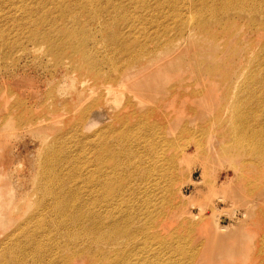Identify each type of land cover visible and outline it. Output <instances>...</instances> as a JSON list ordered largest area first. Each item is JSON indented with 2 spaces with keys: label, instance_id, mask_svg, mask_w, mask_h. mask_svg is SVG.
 Instances as JSON below:
<instances>
[{
  "label": "rangeland",
  "instance_id": "obj_1",
  "mask_svg": "<svg viewBox=\"0 0 264 264\" xmlns=\"http://www.w3.org/2000/svg\"><path fill=\"white\" fill-rule=\"evenodd\" d=\"M212 2L218 6L226 4V0L206 3L217 6ZM186 3V0H0V193L3 199H7L11 190L9 216L17 212V216L11 215L0 228L3 248L6 242H11L10 238L18 236L15 225L37 209L36 201L41 197V186L45 182V176L39 171L47 169L48 164H58V167L64 164H59L55 153H50L47 158L49 153L42 149L51 144L53 150L55 146L59 147V153L64 148L70 158L73 151L75 157H84L85 145L74 136L55 144V140L72 130L74 116L98 99H102L108 115H122L127 112L125 106L135 102L134 96L137 95L146 101V107L151 103L154 106L148 122L161 120L164 130L169 132L166 138L183 135L179 143L185 147L181 153L175 148L168 150V154L183 155L180 161L178 158L174 170L175 181L167 186V193L174 199L175 207H172L179 216L176 220L163 218L167 228L160 232L166 236L181 225L177 228L179 236H166L167 244L151 237L147 246L140 238L142 245L134 250L130 260L145 264L148 255L173 260L172 264H183L188 247L200 245V259L205 264H264V155L258 156L251 151L254 144L250 149L244 147L234 155L222 156L211 155L204 148L205 144H214L218 139L215 131L219 122L213 123V116L223 114L237 97L246 95L247 78L263 73L260 71L264 70V58H259V53L264 45V25L261 23H264V11L257 14L246 8H233L221 14L205 11V16L198 18L192 14L194 5L188 8ZM175 6L182 7L183 14H173ZM205 17L207 23L201 24ZM253 19L254 24L250 25L249 20ZM178 22L182 23L180 31L176 27ZM38 23L43 26L35 29ZM227 27L229 31L224 37L211 40L215 45L220 42V46L210 47L213 44H209L206 35L211 37V31ZM106 28L116 29L117 39L113 47L99 35L98 30L102 29L104 35ZM64 30L70 34L63 33ZM43 32L49 33L50 37L41 43L37 36ZM34 37L36 40L31 39ZM51 38L52 48L48 42ZM172 39L175 40L169 49H161L165 52L164 60L167 58L171 65H166L167 71L163 66L157 76L165 88L187 86L184 88L186 92L191 89L199 91L201 95L196 100L200 103V112L196 103H180L178 96L157 109L165 95L168 97L169 90L158 86L148 95H138L120 86L117 83L118 69L113 71L110 68L112 62L126 54L123 47L132 46L133 54L142 55L144 51L160 48ZM121 42L127 45L121 47ZM79 45H85L86 58L74 54L73 47ZM90 58L98 59L97 64L88 65ZM227 60L234 66H226ZM218 65L223 67L208 71ZM96 71L98 76L107 72L112 79L117 78L103 85L93 84L91 75ZM263 99L264 92L258 94V100ZM8 111L10 121L3 124L2 118ZM175 114L181 118L175 119ZM191 114L192 117L201 115L187 123L186 129L193 133L197 132L200 123L209 122V132L200 136L199 144L183 132L182 125ZM109 122L115 123L111 116L101 125ZM228 138L224 137L225 140ZM76 146L78 153L75 152ZM133 160L143 166V157ZM244 168L246 171L242 170ZM242 188L249 202L243 200ZM184 194L187 197H183ZM233 194L240 197L236 206L231 203L230 195L234 198ZM205 196L208 198L204 199ZM219 197L225 200V205L221 204L216 211L215 201ZM186 208L193 214H186ZM168 209L163 207L164 212ZM181 210L184 211L182 214ZM235 210L248 213L238 218ZM204 217L207 220H203ZM183 218L190 222L183 223ZM213 219L227 224L226 229L220 231ZM211 234L217 235L215 246L209 245ZM187 239V244L182 243ZM179 245L181 255H176L175 249ZM148 246L154 251L147 252ZM75 264L85 263L78 258Z\"/></svg>",
  "mask_w": 264,
  "mask_h": 264
},
{
  "label": "bare ground",
  "instance_id": "obj_2",
  "mask_svg": "<svg viewBox=\"0 0 264 264\" xmlns=\"http://www.w3.org/2000/svg\"><path fill=\"white\" fill-rule=\"evenodd\" d=\"M186 1L188 8L194 5L192 14L198 18L204 17L205 11L212 14L220 12L221 14L223 11L233 8H246L249 12L257 14L264 11V0H226L224 6H218L212 2L211 4L217 5L214 7L206 3L211 0H198L196 3L194 0ZM173 11V14H183L180 6H175ZM201 20L198 22L205 24L208 18L205 17ZM178 23L176 27L180 31L182 23ZM261 23L264 25L263 22ZM249 24H254V19L253 21L249 20ZM41 26L43 24L38 23L35 29ZM105 31L106 33L103 35V30H98L100 37L109 41V45L113 47L117 39L116 29L106 28ZM228 31V27L219 31H211V37L206 35L208 39L205 38L210 41L209 44H213L212 39L218 40L217 36L224 37ZM63 33L70 34L65 30ZM37 37L42 43L49 39L50 34L43 32ZM31 39L36 40L35 37ZM173 40L175 39L169 40L164 46L149 50L147 53L144 51L142 55L138 52L133 54L135 53L132 51L133 47H123L127 44L121 42L122 50L126 54L112 62L110 68L113 71L118 69L117 83L120 86L131 89L138 95H148L158 86L169 90L168 97L165 95L162 100V105L155 106L157 109L163 108L166 105L164 102L178 96L180 103L183 101L196 103L198 112H200V103L196 100L201 95L199 91L191 89L186 92L187 86L180 89L174 85L165 88L162 79L157 76L163 66L171 65L167 58L164 60L165 54L163 53L172 46ZM48 42L51 43V48L54 47L52 38ZM219 46L220 42L210 47L218 48ZM84 47L85 45L73 47L74 54L86 58L87 51ZM163 48L164 51L161 52ZM259 58H264V45L259 53ZM97 61L98 59L90 58L88 65L94 66ZM137 64L144 65L138 66ZM225 65L234 66L230 60H227ZM222 67V65H218L208 71L220 70ZM167 69L166 66V71ZM260 72L263 73L245 80V85H248V92L245 96L237 97L223 114L219 113L213 116V123L219 122L216 131L213 129L218 139L214 144L204 145L209 154L234 155L244 147L250 149L254 144V150L251 147V151H255L258 156L264 155V99L258 100V94L264 92V70L262 69ZM90 73H94V71ZM98 74L99 72L96 71L95 75H91L93 84L103 85L115 81L117 78L112 79L107 72H104L102 76H98ZM261 83H263L262 87ZM253 85L258 88H254ZM134 97L136 101L127 104L125 106L127 112L122 115L118 113L108 115L102 104V99H98L74 116L72 130L55 140V144L74 136L85 145L84 154H82L84 157H75L73 151L71 152L72 158H70L63 147V152L59 153L57 151L59 147L55 146L53 150L51 144L42 149L49 153L46 155L47 158L55 153L60 160L59 164H64L59 165L60 167L58 164L55 165L57 168L53 164H48L47 169L39 171V174L48 177V179L43 177L45 182L41 186V197L36 201L37 209L27 214L25 219H20L21 221L15 225L14 231L18 235L14 237L15 239L10 238L11 242H6L5 248L0 244V264H75L78 258L83 259L85 264H135L130 260V257L135 252L134 250L142 245L141 239L147 246L151 237L166 243V236L168 238L172 235L179 236L177 228L181 225L166 236L160 232L167 228L163 218L168 217V219L176 220L179 216V212L173 208L175 207L173 206L174 199L171 194L167 193V186L175 181L174 170L177 168L178 158L180 161L183 155L175 153H170V155L168 150L175 148L176 151L183 152L185 146L179 143V138L183 135H179L175 139H167L166 134L169 132L164 130L161 120L148 122V116L153 110L151 108L154 107L153 104L146 107L145 100L137 95ZM166 114L170 113L166 112ZM192 115H188L189 119H186L182 128L184 135L186 134L199 144L200 138L209 132V122L200 123L197 132L193 133L186 129L187 123H192L194 118L201 115L196 117H192ZM108 116H111L118 124L109 122L101 125ZM10 118L11 114L8 111L2 118L3 124H7ZM174 118L178 119L181 116L175 114ZM224 137L229 138L225 140ZM75 152L78 153L77 146ZM135 157H143V166L133 160ZM140 170L141 173L138 174ZM242 170L246 171V168ZM243 195V200L249 202L244 189ZM233 196L234 198L230 195L231 203L236 206L240 197L234 194ZM183 197L187 196L184 194ZM3 198L4 196L0 193V228L10 220L11 215L17 216V212L9 216L11 213L9 210L11 190H9L8 198ZM207 198V196L204 197V199ZM189 199L192 200L191 197ZM223 201L225 200H221V197L215 201L216 211L222 207ZM192 202L195 201L192 200ZM164 206L169 208L166 212L163 211ZM188 208L185 210L186 214L187 212L193 214ZM235 211H232V214ZM183 212L181 210L180 213ZM247 213L246 210L242 213L236 211L238 218L247 215ZM185 220L183 218L182 222H190ZM203 220H207V217H204ZM213 223L220 231H224L227 227V224L223 225L216 219H213ZM191 225L195 226L194 223ZM187 227L191 229L190 226ZM185 242L187 244L188 239L182 243ZM216 244L217 235L211 234L209 245L215 246ZM180 246L175 249L176 255H181ZM147 249V252L154 251L152 246H148ZM200 249V245L188 247L182 263L205 264L200 259ZM61 250L64 253H61ZM147 252L145 253L147 254ZM172 261L159 257L151 258L147 255L145 264H172Z\"/></svg>",
  "mask_w": 264,
  "mask_h": 264
}]
</instances>
